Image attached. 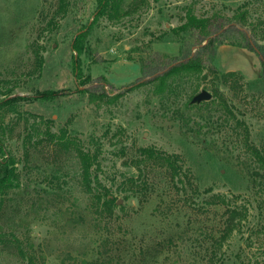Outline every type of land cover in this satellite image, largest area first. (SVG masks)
<instances>
[{
	"label": "rangeland",
	"instance_id": "rangeland-1",
	"mask_svg": "<svg viewBox=\"0 0 264 264\" xmlns=\"http://www.w3.org/2000/svg\"><path fill=\"white\" fill-rule=\"evenodd\" d=\"M96 5V0H71L70 12L51 32L43 27L56 0H0V98L7 92L63 89L53 100L21 101L20 109L52 118L56 132L70 120L72 134L84 147L95 148V141L101 146L94 174L121 200L117 215L105 217L84 190L75 152L52 146L33 149L26 159L25 122L11 113L6 121L15 124L7 145L19 158L21 183L6 198L0 227L10 239H20L22 251L5 246L0 264H207L212 237L223 228L224 205H208L210 193L195 194L189 185L186 193L179 192L181 181L172 180L165 167L140 160V148L146 146L180 154L201 192L212 187V193H224L248 209L219 252L223 264H264V167L248 152L244 127L237 124L243 120L250 141L264 150L260 57L231 43L239 41L236 34L216 46L212 65L219 77L227 71L241 74L243 86L237 91L206 69L175 76L158 93L155 82L142 79L140 66L141 58L172 57L192 47L194 36L173 30L188 8L198 16H235L264 46V0H150L120 22L100 18L81 64L85 75H104L113 88L106 86L107 96L90 102L88 93L77 91L88 83L80 85L74 75L72 40L92 22ZM37 44L45 46L39 79L27 74ZM204 89L211 99L194 102ZM130 187L147 199L140 203Z\"/></svg>",
	"mask_w": 264,
	"mask_h": 264
},
{
	"label": "trees",
	"instance_id": "trees-1",
	"mask_svg": "<svg viewBox=\"0 0 264 264\" xmlns=\"http://www.w3.org/2000/svg\"><path fill=\"white\" fill-rule=\"evenodd\" d=\"M150 0H96V11L90 24L81 28L72 40L73 54V70L74 75L80 85H88L78 92L88 93L90 102H98L107 96L106 86H112L104 75L93 79L91 75H85L81 64V55L87 49L88 35L95 23L100 18L106 17L111 22H120L124 18L137 12L140 8L147 6ZM71 10V0H56V8L52 16L47 21L43 29L51 32L59 29L60 21L66 17ZM184 22L175 27L173 30L176 34L189 32L194 36L195 41L189 49L182 48L181 54L169 56L166 53H156L149 57L140 59L142 79L147 78L146 82H155L156 92H162L168 81L179 75L190 74L200 75L206 69L209 74H214L221 81L229 86L232 90L242 89L241 74L236 71L219 72L213 64L216 54V46L224 41H231L228 38L231 34H236L239 41L231 43L238 46L248 47L254 50L260 57L263 64L262 80L264 81V46L255 42L254 38L243 29V23L238 25V18L230 17L221 12H215L209 16H198L191 8H188L184 17ZM236 42V43H235ZM194 47V48H193ZM193 49V50H192ZM45 46L37 44L35 48V62L31 70L27 72L31 78L39 79L42 76L45 56L43 51ZM142 82V81H140ZM143 84V83H142ZM217 95V89L213 88ZM63 93V89H44L38 90L34 95H11L9 92L4 93L0 98V220L3 207L9 192L20 186V171L18 168L19 158L8 148L7 140L10 138V132L14 129L15 122L6 121L9 114L17 116V120L24 119V133L21 134L23 156L28 159L33 149L51 148L56 146L61 151H73L79 159L81 169V184L84 190L91 194V197L102 208L105 217L112 219L117 215L115 211L117 207V197L111 194L109 188L103 185L98 176L94 174V166L99 165V156L101 154V146L95 141V148H86L81 142L79 136L72 134L69 127L70 120L62 126L57 132L52 130L54 120L45 118L42 114L33 113L29 110H21L19 103L21 101H49L55 99ZM31 118H34L32 121ZM238 126L244 127V143L248 152L256 159L260 166L264 167V150L250 141L249 130L243 124V120H237ZM94 140V137H92ZM97 144V145H96ZM141 161H153L157 165L165 167L168 175L172 180L178 178L182 187L177 185L180 192L181 188L187 192L186 187L189 185L195 194L210 193L206 199L208 205H224L225 216L223 228L218 236L212 237V243L208 252L207 264H223L224 259L219 252H222L225 242L239 227L243 219L247 218L248 209L245 205L232 203L236 200L229 199L224 193H212V187L204 189L202 192L198 186L193 183V175L190 169L186 168L183 160L178 153H168L158 150L153 146L140 148ZM134 183V179H130ZM131 182V183H132ZM135 184V183H134ZM138 186V185H137ZM129 189V188H128ZM132 195L138 197L139 202L143 203L147 196L139 194L130 187ZM134 190V191H133ZM130 196V195H127ZM238 198V196H235ZM188 200V199H186ZM205 205H199V209L204 210ZM20 239L15 237L10 239L2 227H0V255L5 246L13 244L22 251ZM221 254V253H220Z\"/></svg>",
	"mask_w": 264,
	"mask_h": 264
},
{
	"label": "water",
	"instance_id": "water-1",
	"mask_svg": "<svg viewBox=\"0 0 264 264\" xmlns=\"http://www.w3.org/2000/svg\"><path fill=\"white\" fill-rule=\"evenodd\" d=\"M211 97H212L211 92L204 89L193 97V101L194 102H201V101H205V100H210ZM117 203H121V200L119 199L117 201Z\"/></svg>",
	"mask_w": 264,
	"mask_h": 264
}]
</instances>
